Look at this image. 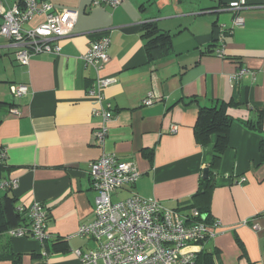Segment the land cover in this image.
Wrapping results in <instances>:
<instances>
[{
	"label": "crops",
	"instance_id": "1",
	"mask_svg": "<svg viewBox=\"0 0 264 264\" xmlns=\"http://www.w3.org/2000/svg\"><path fill=\"white\" fill-rule=\"evenodd\" d=\"M38 1L57 11L75 9L77 19L67 36L53 40L58 53L32 55L26 65L0 35V181L17 182L0 190L8 189L20 213L38 202L47 237L9 234L30 224L24 211L23 223L0 231V264H12L6 259L11 253L21 255L20 264H80L76 249H98L92 236L77 231L94 218L89 163L110 153L140 172L124 190L128 195L133 191L184 213L197 208L219 222L202 249L213 264H264V114L262 132L247 125L264 110V0H247L240 10L231 9L229 0H119L114 6L104 0ZM20 2L0 0V23L3 11ZM237 15L240 26L233 24ZM43 20L37 14L23 27ZM147 23L154 33L170 35L149 55ZM103 35L110 38L109 60L96 71L82 55ZM240 69L246 72L232 80ZM97 76L114 78L99 98L90 93L98 92ZM11 84L28 90L13 97ZM148 95L153 101L146 105ZM221 104L232 121L211 169L218 134L200 141L196 117L199 107ZM106 105L112 116L98 143L94 131L101 119L94 110Z\"/></svg>",
	"mask_w": 264,
	"mask_h": 264
},
{
	"label": "built area",
	"instance_id": "2",
	"mask_svg": "<svg viewBox=\"0 0 264 264\" xmlns=\"http://www.w3.org/2000/svg\"><path fill=\"white\" fill-rule=\"evenodd\" d=\"M98 1H95L97 3ZM105 4L114 6L119 0H104ZM248 5L247 0H229L228 6L240 10ZM42 14L44 20L39 24L25 28L24 23L33 16ZM77 10L65 8L60 11L46 1L23 0L4 10L0 23V35L8 38L15 46L14 57L20 64H28L32 55L41 53H58L60 47L53 43L54 39L67 36L76 19ZM243 23L241 16L234 18V26ZM110 38L103 35L92 41L88 50L82 55L84 61L96 71L109 60L108 47ZM222 55L220 49L216 50ZM246 69H240L231 76L236 80ZM97 91L91 90L98 98L101 90L113 82L114 78L97 76ZM25 84H11L10 93L19 97L26 93ZM153 98L148 95L143 103L149 105ZM18 114L17 109L11 110ZM101 123L94 131L98 143L106 137L107 121L112 116L109 105L96 108ZM171 130H176L172 126ZM89 177L96 192L94 203V218L83 223L77 235H90L98 242L95 251L81 252L75 250L80 264H190L196 254L203 249L208 239L214 237L219 222L206 221V217L197 208H191L187 213L163 207L154 199L140 196L131 191L129 195L116 202L112 194L131 188L140 176L134 163L119 159L115 154H103L89 163ZM243 180V179H242ZM13 180L0 181V188L16 186ZM30 224L9 230L13 236L32 235L38 240H44L46 235V213L42 206L35 202L26 209Z\"/></svg>",
	"mask_w": 264,
	"mask_h": 264
},
{
	"label": "trees",
	"instance_id": "3",
	"mask_svg": "<svg viewBox=\"0 0 264 264\" xmlns=\"http://www.w3.org/2000/svg\"><path fill=\"white\" fill-rule=\"evenodd\" d=\"M22 3L23 0H21L19 4L22 5ZM153 25V23H147L144 25L143 36L146 38V50L148 55L150 54L151 47H153L152 45H163L166 43V41H168L170 36L163 32L157 34L154 33ZM226 106V104H221L219 106H201L197 112L195 131L196 137H198L200 141L205 142L209 139L211 134H218L213 148L212 160L210 162L211 169L218 166L221 155L227 145L228 130L232 119L225 112ZM263 114L264 110L261 109L259 114H257L258 117L255 119V121L250 120L248 121L247 125L250 128H254L257 131L262 132ZM259 151L261 154V161L264 162V136L260 141ZM2 166L3 165L0 163V169ZM210 180L211 178H208L206 182L209 184ZM14 202L15 199L9 194L8 189L2 191L0 190V231L6 230L9 226H13L14 224H21L24 222L26 217L24 215V211L21 213L17 211L15 209ZM206 221H210L208 217H206ZM10 256L6 255V259L9 260L11 258L13 261L12 264H20V254L11 253ZM190 264H213V261L208 256V253H203L201 250L196 254L193 262Z\"/></svg>",
	"mask_w": 264,
	"mask_h": 264
},
{
	"label": "rangeland",
	"instance_id": "4",
	"mask_svg": "<svg viewBox=\"0 0 264 264\" xmlns=\"http://www.w3.org/2000/svg\"><path fill=\"white\" fill-rule=\"evenodd\" d=\"M127 195L128 194L124 190H121V191H119L117 193H113L111 198H112L113 202H116V201L126 197Z\"/></svg>",
	"mask_w": 264,
	"mask_h": 264
},
{
	"label": "water",
	"instance_id": "5",
	"mask_svg": "<svg viewBox=\"0 0 264 264\" xmlns=\"http://www.w3.org/2000/svg\"><path fill=\"white\" fill-rule=\"evenodd\" d=\"M208 172H209V168L208 167L203 169V178H207Z\"/></svg>",
	"mask_w": 264,
	"mask_h": 264
}]
</instances>
